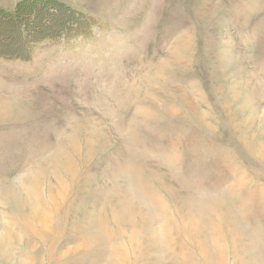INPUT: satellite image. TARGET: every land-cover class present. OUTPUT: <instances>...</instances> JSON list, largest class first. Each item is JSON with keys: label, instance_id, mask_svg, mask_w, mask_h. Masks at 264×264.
I'll return each mask as SVG.
<instances>
[{"label": "rangeland", "instance_id": "1", "mask_svg": "<svg viewBox=\"0 0 264 264\" xmlns=\"http://www.w3.org/2000/svg\"><path fill=\"white\" fill-rule=\"evenodd\" d=\"M0 262L264 264V0H0Z\"/></svg>", "mask_w": 264, "mask_h": 264}, {"label": "trees", "instance_id": "2", "mask_svg": "<svg viewBox=\"0 0 264 264\" xmlns=\"http://www.w3.org/2000/svg\"><path fill=\"white\" fill-rule=\"evenodd\" d=\"M2 15L6 16V17L3 16L2 17L3 19H13V20L16 19V21H17V20H20V18H21L20 17L21 14L19 12H15V13H12V14L11 13H3ZM5 53H6V55H4V56H8L10 52L9 53L8 52H5Z\"/></svg>", "mask_w": 264, "mask_h": 264}, {"label": "bare ground", "instance_id": "3", "mask_svg": "<svg viewBox=\"0 0 264 264\" xmlns=\"http://www.w3.org/2000/svg\"><path fill=\"white\" fill-rule=\"evenodd\" d=\"M74 146H76V145H74L73 143H71V148H72V150H73V147ZM70 148V149H71ZM74 149L76 150V148L74 147ZM68 159V156H67V154H65V153H63L62 154V156H61V158L60 159H58V160H60L61 161V163H62V161H63V163H64V165L66 166L67 165V162L69 161V160H67ZM65 161V162H64ZM63 165V166H64ZM28 192H30V188H29V191ZM27 199H26V201L25 202H27V200H29V198L28 197H26ZM10 199V198H9ZM45 221L44 220H42V223H44ZM2 262V261H1ZM0 262V263H1Z\"/></svg>", "mask_w": 264, "mask_h": 264}]
</instances>
